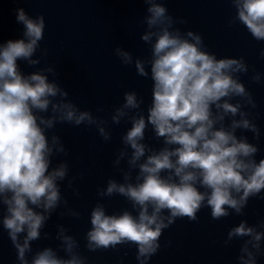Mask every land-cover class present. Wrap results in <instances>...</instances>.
Returning a JSON list of instances; mask_svg holds the SVG:
<instances>
[{"label": "clouds", "instance_id": "clouds-1", "mask_svg": "<svg viewBox=\"0 0 264 264\" xmlns=\"http://www.w3.org/2000/svg\"><path fill=\"white\" fill-rule=\"evenodd\" d=\"M228 2L234 14L227 26L242 25L253 40L264 42V0ZM143 3L147 7L141 23L146 29L140 40L150 55L134 57L120 46L114 54L123 66H134L138 76L151 79V103L145 109L144 97L131 90L113 108L111 124H130L113 160L122 179L109 177L97 188L100 199L84 234V248L92 253L134 246L137 264H149L161 248L164 231L177 219L197 222L203 208L210 209L215 221L244 216L250 200H264V157L256 158L261 138L253 111L257 102L241 80L250 65L244 56L218 57L199 32L182 31L178 25H186L187 19L174 17L166 0ZM15 13L22 37L0 42V230L7 233L17 264H89L80 242L63 224H56L55 237L45 231L53 214L81 216L62 195L65 181L74 196L81 193L74 186L77 177L69 176L68 161L53 165L55 157L69 155L53 129L58 124L95 127L110 142L109 120L72 102L69 92L49 79V74L58 75L54 67L27 74L22 70L20 62L40 64L38 50L47 56L40 44L46 22L43 14L32 17L24 8ZM258 55L264 60V48ZM252 72V83L264 82V73L254 66ZM149 129L151 137L146 136ZM247 132L256 143L243 134ZM114 196L123 197L131 210L109 213L102 201ZM41 239L59 243L34 251L33 242ZM233 240L243 241L237 264H258L264 256V219L254 225L242 219L228 230L224 246Z\"/></svg>", "mask_w": 264, "mask_h": 264}, {"label": "water", "instance_id": "water-1", "mask_svg": "<svg viewBox=\"0 0 264 264\" xmlns=\"http://www.w3.org/2000/svg\"><path fill=\"white\" fill-rule=\"evenodd\" d=\"M166 6L174 17L187 19L186 25L178 27L182 31L191 29L199 32L210 52L218 57H245L250 69L247 75L241 76V80L257 102L253 111L258 114L256 123L261 130V138L258 142L260 153L256 158L264 157V82L255 84L250 81L252 66L264 73V60L258 55L259 50L264 48V42L253 40L242 25L227 26L234 14L228 0H166ZM146 7L143 0H0V42L22 37L23 26L16 22V9L24 8L32 17L39 14L45 17L44 39L40 44L41 49L48 50L47 56L38 50L36 57H40V64L29 67L20 62L22 70L27 74L37 68L54 67L58 75L49 74V79L56 80L66 89L72 102L81 110H91L93 115L109 120L112 132L110 142L103 141L95 127L58 124L53 129L69 150L67 157H55L53 165L67 160L69 176L77 177L74 186L81 193L79 197L74 196L66 188L65 181L61 185L62 195L68 200L69 207L79 211L81 216L79 219L70 216L60 218L58 214H53L45 231L55 237L56 224H63L68 234L80 242V251L88 257L89 264H121L137 251L134 246L125 245L115 250L88 252L84 248V234L90 228V211L100 199L96 195L97 188L105 186L109 177L118 181L122 179L113 167V160L122 147L120 136L130 124L123 121L120 125L111 124L113 108L123 102V93L131 90L144 97L142 107L145 109L151 103V79L138 76L134 66H123L114 54V48L120 46L134 57L144 59L150 55L149 46L140 40L146 29V25L141 23ZM97 108H103V111L97 112ZM243 134L250 142L256 143L252 141V133ZM146 136H152L150 129ZM146 142L157 148L161 146L155 140L146 139ZM121 167L126 168L123 161ZM79 173L83 176L80 177ZM102 202L109 213L125 208L131 210L130 204L120 196L106 197ZM60 210L63 209H58V212ZM186 219H177L164 233ZM58 243L55 239H41L33 242L32 247L34 251L45 246L55 248ZM0 264H17L15 250L7 233L2 230Z\"/></svg>", "mask_w": 264, "mask_h": 264}]
</instances>
